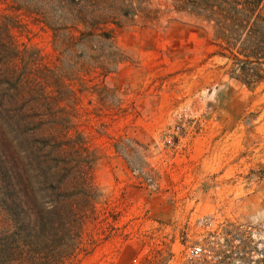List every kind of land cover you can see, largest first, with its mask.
<instances>
[{
	"label": "rangeland",
	"instance_id": "374dc122",
	"mask_svg": "<svg viewBox=\"0 0 264 264\" xmlns=\"http://www.w3.org/2000/svg\"><path fill=\"white\" fill-rule=\"evenodd\" d=\"M32 3L0 0V20H10L18 47L38 48L62 70L71 133L96 155L101 202L67 264H219L215 242L229 222L262 240L264 83L230 78L210 29L170 11L169 0H151L158 12ZM90 16L89 25L78 19ZM54 29L76 38L69 51ZM195 246L202 251L191 258Z\"/></svg>",
	"mask_w": 264,
	"mask_h": 264
},
{
	"label": "trees",
	"instance_id": "16d2710c",
	"mask_svg": "<svg viewBox=\"0 0 264 264\" xmlns=\"http://www.w3.org/2000/svg\"><path fill=\"white\" fill-rule=\"evenodd\" d=\"M32 2L35 10L41 4L49 12L159 11L147 7L151 0ZM263 4L169 0V10L209 28L226 74L253 89L264 83ZM78 19L89 25L96 17ZM9 21L0 20V264H67L79 251L84 227L95 219L101 202L92 179L96 155L81 134L71 133L70 117L60 103L71 92L61 80L62 70L45 65L38 48L18 47ZM53 36L68 51L76 42L56 29ZM218 239L214 251L219 264L233 257L243 264H264V236L256 242L250 230L229 222ZM253 254L260 257L253 260Z\"/></svg>",
	"mask_w": 264,
	"mask_h": 264
},
{
	"label": "built area",
	"instance_id": "2783aa9c",
	"mask_svg": "<svg viewBox=\"0 0 264 264\" xmlns=\"http://www.w3.org/2000/svg\"><path fill=\"white\" fill-rule=\"evenodd\" d=\"M201 248L199 246H195L190 250V257L196 258L201 254Z\"/></svg>",
	"mask_w": 264,
	"mask_h": 264
}]
</instances>
